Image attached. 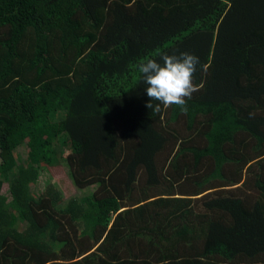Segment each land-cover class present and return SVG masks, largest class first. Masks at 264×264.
I'll return each instance as SVG.
<instances>
[{
	"label": "trees",
	"instance_id": "16d2710c",
	"mask_svg": "<svg viewBox=\"0 0 264 264\" xmlns=\"http://www.w3.org/2000/svg\"><path fill=\"white\" fill-rule=\"evenodd\" d=\"M57 161L88 196L32 191ZM0 264H264V0H0Z\"/></svg>",
	"mask_w": 264,
	"mask_h": 264
},
{
	"label": "clouds",
	"instance_id": "9594fccd",
	"mask_svg": "<svg viewBox=\"0 0 264 264\" xmlns=\"http://www.w3.org/2000/svg\"><path fill=\"white\" fill-rule=\"evenodd\" d=\"M198 56L182 52L179 55L163 53L159 60L146 58L136 65V69L146 86L149 101L146 107L159 113L161 106L167 109L173 105L187 113V100L199 90L195 83ZM153 101L157 103L153 104Z\"/></svg>",
	"mask_w": 264,
	"mask_h": 264
},
{
	"label": "rangeland",
	"instance_id": "374dc122",
	"mask_svg": "<svg viewBox=\"0 0 264 264\" xmlns=\"http://www.w3.org/2000/svg\"><path fill=\"white\" fill-rule=\"evenodd\" d=\"M16 153L18 156L17 162L20 164L23 162L25 154L21 147L16 150ZM60 155L63 156V152H60ZM55 163L56 164H54V166L51 167L48 172L41 173L35 188L32 189L34 193L37 194L43 192L48 184H52L55 185L57 190L61 193L64 203H68L70 200L75 198L82 199L91 193V190H81L74 185L70 170L65 161H57ZM1 195L7 198V204L11 202L8 186L6 184H4L2 187Z\"/></svg>",
	"mask_w": 264,
	"mask_h": 264
}]
</instances>
